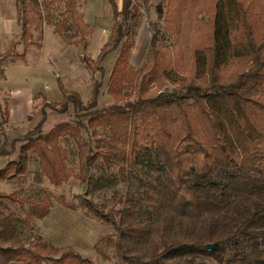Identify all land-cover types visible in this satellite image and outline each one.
<instances>
[{
	"label": "trees",
	"instance_id": "1",
	"mask_svg": "<svg viewBox=\"0 0 264 264\" xmlns=\"http://www.w3.org/2000/svg\"><path fill=\"white\" fill-rule=\"evenodd\" d=\"M15 2L23 59L30 46L40 48L30 28L41 31L45 20L37 0ZM44 2L49 10L63 3V20L80 43L92 36L74 0ZM108 2L113 23L98 60L120 47L106 88L114 103L87 114L94 145L83 139L78 119L42 133V110L16 158L0 168V183L24 176L32 153L51 185L65 184L71 170L61 143L69 138L77 148L79 181L92 178L87 173L98 163L137 182L110 205L89 199L81 206L87 218L112 228L93 246L102 259L113 248L116 264H264V0H162L165 35L153 32L139 68L129 62L138 2L123 0L120 8ZM82 60L91 67L89 57ZM167 84L172 90L164 89ZM57 87L61 99L41 95L42 107L64 113L97 105L96 80L86 104L60 79ZM2 113L6 122V106ZM100 128L109 136L100 137ZM2 198L22 209L15 190ZM49 207L44 198L30 214L43 217ZM17 222L15 212L0 211V264H95L37 233L22 238Z\"/></svg>",
	"mask_w": 264,
	"mask_h": 264
},
{
	"label": "rangeland",
	"instance_id": "2",
	"mask_svg": "<svg viewBox=\"0 0 264 264\" xmlns=\"http://www.w3.org/2000/svg\"><path fill=\"white\" fill-rule=\"evenodd\" d=\"M78 12L85 18L87 23L91 25L93 30L92 36L85 42L86 48L84 53H78V47L81 45L79 35L69 27L68 23L63 20V3L57 4L53 10H49L44 0H37V4L41 15L45 20L44 30L35 31L30 28L33 34V40L40 42L38 36L44 35V46L41 52V58H48V64L52 66L50 71L47 67L44 69V82L48 86H37L36 89L41 90L49 101H57L60 94L55 85L54 76L58 73L60 79L67 89L76 91L83 104H86L90 98L92 85L94 80L99 83L97 105L95 108L88 110L75 111L72 106L64 113H60L50 108L42 107L41 96L35 95L31 102H28V95L22 91L15 100H9L7 90L0 88V155L5 158L0 159V164L4 161L15 159L23 137L32 132L36 124L40 121L42 110L45 113L46 122L41 126L42 133H46L45 129L52 127L60 122L80 120L84 127L82 128L83 139L94 145V141L86 128L87 114L95 109L105 108L114 103L107 92L108 78L114 65L115 59L119 52L120 45L116 49L110 51L103 59L98 60L100 49L108 40L110 35V25L113 20L110 17V5L108 0H74ZM121 3L120 0H117ZM162 0H137L140 15L135 20V30L133 33V45L129 54V62L139 68L146 60L150 38L154 31L158 35H165L163 29V6ZM121 6L119 5V8ZM17 28L12 33L11 38L3 41L2 50L8 46L11 41V47L7 50L6 55L1 56L0 68L3 70V60L6 58H16L17 53L20 54L23 49L21 40V26L18 22ZM106 26V33L103 29ZM57 29H60L61 35ZM105 31V29H104ZM65 37L72 42V49L66 47L56 35ZM105 34V35H104ZM170 41V40H169ZM9 52V53H8ZM36 49L32 48L27 53V57L36 56ZM89 56L91 59V67L88 68L82 60V56ZM75 58L77 61L83 62L87 70L82 71L79 75L69 71L72 69V63ZM62 59V60H61ZM71 61V62H69ZM69 62V63H68ZM67 63V64H66ZM79 65L75 62V66ZM67 66V68H66ZM6 62V69H11ZM63 71L66 74H62ZM68 70V71H66ZM87 72V73H86ZM2 73L0 72V82H2ZM52 82V85H51ZM172 86L167 84L165 90H172ZM37 102V103H36ZM33 111L28 114L27 110ZM7 107L9 110L10 122H3L2 108ZM29 108V109H27ZM28 114V116H27ZM27 117V118H26ZM54 123V124H52ZM99 136L106 138L109 133L106 129L98 130ZM67 152L66 164L70 168V179L59 187L51 185L48 180L41 174L38 168L36 157L30 153L28 161V170L24 176H13L7 181L0 183V193H10L16 191L18 196L23 200L22 209L19 204L7 199H0V211L11 210L16 213L18 222L17 227L22 238L28 237L32 233L41 235L42 239L54 246H70L80 253L83 257L92 260L95 264H116V256L113 248L106 250L109 259H102L94 250L95 242L103 235L112 231L110 226L87 218L83 214L82 205L85 200L92 199L96 203L111 204L113 196L133 190L137 182L129 175L126 178H120L116 168L106 170L102 165L95 163L88 173L92 178H88L84 182L77 178V148L74 142L69 138H64L61 143ZM2 160V161H1ZM3 166L0 165V168ZM139 176H144L138 173ZM100 178L99 183H95L94 179ZM46 198L50 207L43 217L37 218L31 213V208L36 202H42ZM75 205L76 209H70L65 204ZM19 264V263H14Z\"/></svg>",
	"mask_w": 264,
	"mask_h": 264
},
{
	"label": "crops",
	"instance_id": "3",
	"mask_svg": "<svg viewBox=\"0 0 264 264\" xmlns=\"http://www.w3.org/2000/svg\"><path fill=\"white\" fill-rule=\"evenodd\" d=\"M120 1H121V3H119L117 0H114V2L116 3L118 8H119V5L120 6L122 5L123 0H120ZM110 17L112 18L111 6H110ZM83 19L86 23L88 22L85 20L84 17H83ZM18 25L19 24H18L17 12H16L15 0H0V55L1 56L6 55L7 50L11 47V41H10L8 46H6L5 49L2 50L3 41H7V39L11 38L12 33L14 32L15 28H17ZM111 26L112 25H110V28L108 29V31L111 29ZM44 27L45 26L43 25L41 31L44 30ZM104 29H105V31H104ZM104 29H103V33H106V30H107L106 26ZM56 35L59 37L58 34H56ZM107 35L109 37V34H107ZM41 37H42V44H40V42H38L40 44V48H37L35 45L30 46L26 50L25 58L21 59L19 57H16V58H6L3 60L2 75L4 77L2 76L3 79H2V82H0V88L2 87V88L7 90L9 100H15V98L19 94H21L22 91L27 93L28 102H31L34 99L35 95L41 96L44 94L41 90L36 89V87L37 86H42V87L48 86V83L44 82V80L46 78L44 76V69H45V67H47L50 71H53L52 70L53 67L47 63L49 60L48 58H41V52H42L43 46H44V35L42 34ZM59 39H61V38L59 37ZM22 45H23V43H22ZM66 47H68L69 49H72V46L69 44H66ZM32 48L36 49V51H37L36 56L37 57L29 58V57H27V53ZM23 51H24V46H23L22 52L20 54H22ZM20 54L17 53L18 56ZM87 57H89V56H87ZM72 60H74L73 63L71 64L72 69H74V70L69 71V74H71L70 72H75L77 75H79L80 73H82V71L87 70V68H85L83 62L77 61L75 58H72ZM6 62H8V64L10 66H14V67H12L10 70L6 69ZM69 62H71V61H69ZM75 62H78L79 65L75 66ZM66 68H67V66H66ZM63 69H64V67H62V74L66 76V74L64 73L65 70L63 71ZM66 71H68V70H66ZM56 74L57 75L54 76V79H55V85L57 87V79H60V75L58 73H56ZM60 81H61V79H60ZM51 85H52V82H51ZM57 90H58V87H57ZM68 90H71V89H68ZM58 92H59V90H58ZM59 94H60V92H59ZM40 98L42 100V97H40ZM60 99H61V94H60ZM60 99H58L57 101H59ZM0 102H1V100H0ZM35 105L36 104L33 105L32 109L27 108V109H29V110H27L28 114L31 113V111H33V108L35 107ZM2 110H3V108H2ZM28 114H27V116H28ZM47 119H48V117H47ZM47 119H45L44 122L42 123V128H43V125ZM7 121H6L7 123L12 124L10 122L9 110L7 111ZM52 124H54V123H52ZM52 126H54V125H52ZM50 128L51 127H49L48 129H45L46 132ZM2 158H5V157L3 155L2 156L0 155V159H2ZM6 162L7 161H4L0 165L3 164V166H4L6 164Z\"/></svg>",
	"mask_w": 264,
	"mask_h": 264
},
{
	"label": "water",
	"instance_id": "4",
	"mask_svg": "<svg viewBox=\"0 0 264 264\" xmlns=\"http://www.w3.org/2000/svg\"><path fill=\"white\" fill-rule=\"evenodd\" d=\"M85 47H86L85 42H82L81 45L78 47L77 52L78 53H84L85 52ZM207 248L209 250H213L215 248V245L214 244L213 245H208Z\"/></svg>",
	"mask_w": 264,
	"mask_h": 264
}]
</instances>
